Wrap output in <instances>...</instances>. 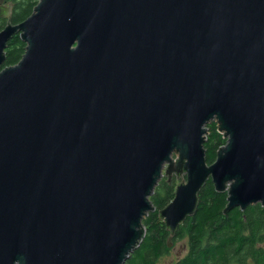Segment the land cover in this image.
<instances>
[{"label":"water","instance_id":"obj_1","mask_svg":"<svg viewBox=\"0 0 264 264\" xmlns=\"http://www.w3.org/2000/svg\"><path fill=\"white\" fill-rule=\"evenodd\" d=\"M174 175L172 235L209 179L264 205V0H39L0 29V264H125Z\"/></svg>","mask_w":264,"mask_h":264},{"label":"trees","instance_id":"obj_2","mask_svg":"<svg viewBox=\"0 0 264 264\" xmlns=\"http://www.w3.org/2000/svg\"><path fill=\"white\" fill-rule=\"evenodd\" d=\"M39 0H4L11 7L7 16L0 18V29L11 22L18 24L28 18ZM26 50V42L15 34L7 44L3 67L18 63ZM205 142L208 163L216 160L218 150L227 139L216 122L208 124ZM177 180L163 176L151 199L156 209L144 219L146 234L141 245L125 264H159L160 257L170 250L169 230L159 210L175 196ZM228 192H218L209 179L199 192L196 213L178 228L176 236L188 237L189 251L174 264H264V205L251 204L246 209L236 206L227 213Z\"/></svg>","mask_w":264,"mask_h":264},{"label":"rangeland","instance_id":"obj_3","mask_svg":"<svg viewBox=\"0 0 264 264\" xmlns=\"http://www.w3.org/2000/svg\"><path fill=\"white\" fill-rule=\"evenodd\" d=\"M176 178V176H173V178ZM172 178V179H173ZM182 178L177 180V184L181 181ZM188 252V246H187V240L182 239L177 241L176 243H173L171 245L170 251L162 256L159 260V264H173L176 260L186 255Z\"/></svg>","mask_w":264,"mask_h":264},{"label":"flooded vegetation","instance_id":"obj_4","mask_svg":"<svg viewBox=\"0 0 264 264\" xmlns=\"http://www.w3.org/2000/svg\"><path fill=\"white\" fill-rule=\"evenodd\" d=\"M5 17V16H4ZM2 18V17H1ZM169 233H170V231H169ZM177 233H178V230L176 231V233L174 234V235H172L171 233H170V235H169V237H168V244H169V247H170V249H171V245L173 244V243H176L177 241H179V240H182V239H186L187 240V246H188V251H189V239H188V237H186V236H184V237H181V238H179V236H176L177 235ZM170 251V250H169ZM168 251V252H169ZM188 253V252H187ZM166 255V254H165ZM164 256V255H163ZM161 258V257H160ZM182 258V257H181ZM181 258H179V259H181ZM178 259V260H179ZM177 261V260H176ZM175 261V262H176ZM174 262V263H175ZM173 263V264H174Z\"/></svg>","mask_w":264,"mask_h":264},{"label":"bare ground","instance_id":"obj_5","mask_svg":"<svg viewBox=\"0 0 264 264\" xmlns=\"http://www.w3.org/2000/svg\"><path fill=\"white\" fill-rule=\"evenodd\" d=\"M207 135H208V134H207ZM207 138H208V137H207ZM206 140H207V139H206ZM174 176H175V175H174ZM176 178H177V176H176ZM176 178H175V179H176ZM172 180H173V179H172Z\"/></svg>","mask_w":264,"mask_h":264}]
</instances>
